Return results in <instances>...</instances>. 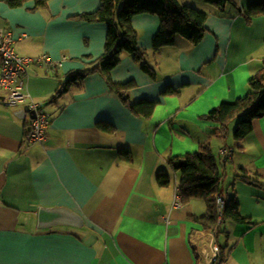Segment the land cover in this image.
I'll return each instance as SVG.
<instances>
[{
    "label": "crops",
    "instance_id": "0c3cea01",
    "mask_svg": "<svg viewBox=\"0 0 264 264\" xmlns=\"http://www.w3.org/2000/svg\"><path fill=\"white\" fill-rule=\"evenodd\" d=\"M10 1L0 0V30L13 33L16 52L62 65L28 66L23 91L30 100L17 107L3 104L7 92L0 87V264H198L190 235L202 229L195 219L206 215L207 204L194 198L175 206L179 177L168 160L206 143L222 174V197L235 200L247 220L221 226L217 241L226 264H264V187L241 179L264 186V117L242 141L217 137L219 124L204 119L244 98L263 68L264 15L251 23L245 15L256 0H233L225 11L205 0H179L208 15L196 46L177 36L175 45L156 51L160 18L132 19L156 76L124 55L112 80L135 83L132 102H158L149 119L136 117L100 72L53 100L70 73L91 68L105 52L107 25L74 19L97 11L101 0H50L41 9L34 1L18 8ZM168 89L175 93L165 95ZM31 102L52 115L43 144L26 140ZM100 123L114 131L100 130ZM160 174L170 178L168 186L158 184ZM42 207L70 208L84 226L41 229Z\"/></svg>",
    "mask_w": 264,
    "mask_h": 264
},
{
    "label": "trees",
    "instance_id": "16d2710c",
    "mask_svg": "<svg viewBox=\"0 0 264 264\" xmlns=\"http://www.w3.org/2000/svg\"><path fill=\"white\" fill-rule=\"evenodd\" d=\"M28 1L35 2V9L45 8L50 0H12L10 6L21 7ZM208 4L225 11L233 0H205ZM154 14L160 18L161 28L154 39V50L173 46L176 37L180 36L191 45H198L207 33L206 20L208 15L179 0H101L99 9L93 13H84L74 19L88 23H103L108 27L105 52L94 61L91 68L75 71L56 93L53 100L60 99L65 93L90 74L100 72L106 79L110 89L116 92L122 102L139 118L149 119L154 115L158 102L150 100L131 101L130 91L135 83L116 84L112 80L113 70L122 62L124 55H130L140 68L155 78L156 71L147 61V51L138 44L139 34L132 25V19L140 14ZM248 23L252 18L264 15V1L256 0L245 13ZM264 63V62H263ZM174 90L168 89L165 95H173ZM264 117V64L261 71L249 81V92L244 98L232 104H222L215 108L204 119L218 123L215 135L226 139L232 135L237 141L248 137L254 127V121ZM233 124H235L233 128ZM100 130L113 132L114 128L106 123L99 124ZM122 159L130 161L129 153L120 152ZM168 164L179 177V195L183 204L192 199H202L207 204L206 215L195 220L202 229L215 232L218 237L221 226L227 220L247 222L241 215L235 200L225 199L222 211V222L218 224L219 212L216 199L222 196V174L210 144H202L198 152L183 157L170 158ZM158 184L166 187L170 178L166 174L158 175ZM241 179L248 184L264 187L247 176ZM250 180L252 182H250ZM224 253V252H223Z\"/></svg>",
    "mask_w": 264,
    "mask_h": 264
},
{
    "label": "built area",
    "instance_id": "2783aa9c",
    "mask_svg": "<svg viewBox=\"0 0 264 264\" xmlns=\"http://www.w3.org/2000/svg\"><path fill=\"white\" fill-rule=\"evenodd\" d=\"M264 1V0H263ZM13 33L7 29L0 30V63L2 67L0 75V87L7 92L3 101L6 107H17L21 103L30 100V94L23 91V80L30 65H38L46 68H56L62 62H55L48 55H41L35 58L22 57L14 48ZM30 110L33 116L30 130L26 140L28 144H43L47 140V129L51 124V113L45 106L31 102ZM221 156L227 159L232 154L227 149L221 150ZM181 196L176 198L175 206H181ZM219 212L218 224L222 222V211L225 206V199L219 196L216 199ZM190 242L198 257V264H226V257L221 245L217 241L215 232H208L203 229L195 231L190 235Z\"/></svg>",
    "mask_w": 264,
    "mask_h": 264
},
{
    "label": "water",
    "instance_id": "95a60500",
    "mask_svg": "<svg viewBox=\"0 0 264 264\" xmlns=\"http://www.w3.org/2000/svg\"><path fill=\"white\" fill-rule=\"evenodd\" d=\"M84 223V219L70 208L42 207L38 213V227L41 229L62 225L82 228Z\"/></svg>",
    "mask_w": 264,
    "mask_h": 264
},
{
    "label": "rangeland",
    "instance_id": "374dc122",
    "mask_svg": "<svg viewBox=\"0 0 264 264\" xmlns=\"http://www.w3.org/2000/svg\"><path fill=\"white\" fill-rule=\"evenodd\" d=\"M235 126V124H233V127Z\"/></svg>",
    "mask_w": 264,
    "mask_h": 264
}]
</instances>
